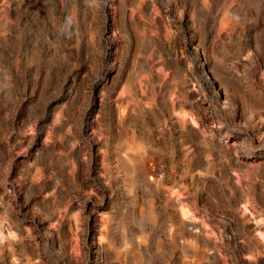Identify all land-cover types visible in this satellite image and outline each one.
Instances as JSON below:
<instances>
[{
    "label": "rangeland",
    "instance_id": "374dc122",
    "mask_svg": "<svg viewBox=\"0 0 264 264\" xmlns=\"http://www.w3.org/2000/svg\"><path fill=\"white\" fill-rule=\"evenodd\" d=\"M96 261L264 264V0H0V264Z\"/></svg>",
    "mask_w": 264,
    "mask_h": 264
},
{
    "label": "bare ground",
    "instance_id": "6f19581e",
    "mask_svg": "<svg viewBox=\"0 0 264 264\" xmlns=\"http://www.w3.org/2000/svg\"><path fill=\"white\" fill-rule=\"evenodd\" d=\"M124 119H125L124 117H120V121L123 122ZM124 136L125 137L123 138V141H119L121 143L119 144L121 155L118 156V161L122 163L121 167H122V170H124L123 177L121 178L122 184H124L123 186L126 190H129L130 188L128 187L130 186L128 185L132 186V185H135L136 183L138 184L139 177L141 175L142 165L145 161L143 154H142L143 153L142 150L144 148L143 146L144 142L140 141V138L137 135V133L134 131V129H132L131 132H128L126 130V135ZM172 193L173 192H171V194ZM140 243H142L141 240H140ZM94 247L97 248L95 252L96 253L99 252L98 246H94ZM138 248H139L140 254L138 256L139 258L137 259H140L142 257L141 250H140L141 246H138ZM122 249L126 250V252L127 250H129V248H122ZM99 263H100L99 261L95 262V264H99Z\"/></svg>",
    "mask_w": 264,
    "mask_h": 264
}]
</instances>
